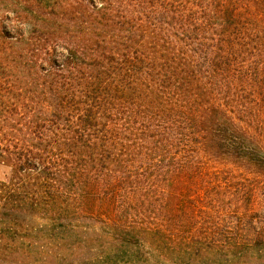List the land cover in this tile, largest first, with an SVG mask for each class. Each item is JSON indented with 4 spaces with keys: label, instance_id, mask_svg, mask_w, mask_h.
Here are the masks:
<instances>
[{
    "label": "trees",
    "instance_id": "16d2710c",
    "mask_svg": "<svg viewBox=\"0 0 264 264\" xmlns=\"http://www.w3.org/2000/svg\"><path fill=\"white\" fill-rule=\"evenodd\" d=\"M0 264H264V0H0Z\"/></svg>",
    "mask_w": 264,
    "mask_h": 264
},
{
    "label": "rangeland",
    "instance_id": "374dc122",
    "mask_svg": "<svg viewBox=\"0 0 264 264\" xmlns=\"http://www.w3.org/2000/svg\"><path fill=\"white\" fill-rule=\"evenodd\" d=\"M9 175H10V168L7 166L0 165V181H4Z\"/></svg>",
    "mask_w": 264,
    "mask_h": 264
}]
</instances>
